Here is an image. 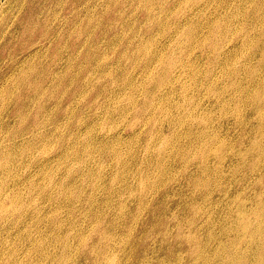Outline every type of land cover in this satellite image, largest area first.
<instances>
[{"label": "rangeland", "instance_id": "374dc122", "mask_svg": "<svg viewBox=\"0 0 264 264\" xmlns=\"http://www.w3.org/2000/svg\"><path fill=\"white\" fill-rule=\"evenodd\" d=\"M256 263L264 0H0V264Z\"/></svg>", "mask_w": 264, "mask_h": 264}, {"label": "bare ground", "instance_id": "6f19581e", "mask_svg": "<svg viewBox=\"0 0 264 264\" xmlns=\"http://www.w3.org/2000/svg\"><path fill=\"white\" fill-rule=\"evenodd\" d=\"M98 242H100V240H99ZM256 264H257V263H256Z\"/></svg>", "mask_w": 264, "mask_h": 264}]
</instances>
